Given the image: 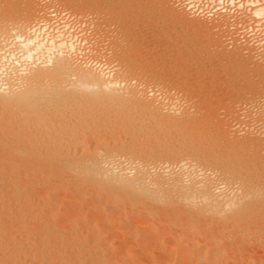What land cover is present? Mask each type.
<instances>
[{"label": "bare ground", "instance_id": "6f19581e", "mask_svg": "<svg viewBox=\"0 0 264 264\" xmlns=\"http://www.w3.org/2000/svg\"><path fill=\"white\" fill-rule=\"evenodd\" d=\"M21 7L0 21V264H264V66L215 140L161 80L115 76L69 21L35 26Z\"/></svg>", "mask_w": 264, "mask_h": 264}, {"label": "rangeland", "instance_id": "374dc122", "mask_svg": "<svg viewBox=\"0 0 264 264\" xmlns=\"http://www.w3.org/2000/svg\"><path fill=\"white\" fill-rule=\"evenodd\" d=\"M6 1L0 0V4L3 3L2 5H0V10L4 9L3 11L5 12V13L2 12V10L0 11L2 13V15L0 14V21L3 20L1 23H5V24L10 21L12 26H14L17 23L18 18H21L23 15L22 13H24L23 8L21 6L27 7V9H28L27 11H29L31 14L30 19L32 21H34L41 14L40 12L43 11L46 13L47 9L50 7H53L55 9L58 8L59 10L57 9V11H61V12L65 13L61 17L63 20H70L74 23L76 22L74 24L76 26V30H75L76 32L79 30L78 32L81 33L85 30L83 32L84 34L83 33H81V35L79 34L80 35L79 38L85 40V43H84L85 45L84 44H82V45H83V48L85 47L84 49H85L86 56H87L88 51L91 50L88 53L89 58L92 56L90 59H96L97 58V59L103 60L107 63L108 59L110 58L108 63L111 62L109 64L110 65L112 64L111 66H113V68H114V71H113L114 75L118 76V77L124 76L123 77L124 79H127V80L130 79L131 81H134L133 84H138L139 85L138 87L141 86L140 87L141 89H143V86H145V85L147 87L149 86L148 88L150 89V83H151V86H155L161 80V82H159V85L162 84L161 86L163 89H165L167 91L172 90L171 92L173 93V95H174V93H175V95L177 94L179 96L178 97L179 99L183 98V96H184L185 99L183 98L180 100V101L183 100L181 102L182 104L180 107L183 108L184 105L186 104V106L190 110L193 107L195 108V111L198 109L195 112L193 110L194 109L193 108L191 110V113L189 112L191 115L193 114L194 117H196V115H194V114H197V116L201 115V116L196 117V121H193L192 123L194 124V123H197V121H198V123L202 124L206 120V122H204V123H206L205 125L209 128V130L207 129L208 130L207 133L210 134V137H213L217 133L218 136L215 135L214 138L216 136L218 138L220 136V134H222V132H225V131L227 132V130L229 131L228 134L231 136L232 133L229 130V127H227L228 125H226V124H228V121L230 122V124H231V122H232V124L236 122L235 120L230 119L234 115L233 114L235 112L234 109H236L238 107L239 103H242L245 106L248 105V99L251 97V95L257 96V94H259V93H257V91L255 92V90L257 88L260 90V88L262 87L261 88L262 90H260V91L264 90V87L263 86L260 87V85H259L260 81H258V80H260V79L258 78V74H257L258 69L254 68V67H256L255 65H257V67H259V65L261 66V64H262V66H264V63H262V61L260 60L261 57L264 56V54H263L264 53V46H263L264 43L261 44L262 42L258 41L257 44H253V42H245V44H244V42H241L236 37H233L232 33L229 32L228 23L226 24L223 22V21H225V19L211 20V19H206L203 17L191 16L188 13L186 15V12L184 11V9L180 5H177L175 3V0H39L37 2H36V0L35 1L34 0L33 1L32 0H20V1L19 0H11L12 2L10 0H6ZM43 1L44 2L47 1V2L44 3ZM61 1H62V3H61ZM241 1L245 2L247 0H241ZM254 1H256V0H254ZM257 1H259L261 4H264L263 0H257ZM5 2L6 3L9 2V3L6 4ZM14 2L16 4H14ZM20 2H21V5H20ZM7 6H9V7H7ZM19 6L21 7V10H20ZM28 6H30V7H28ZM241 7H243V8L240 9V11L241 10H244V11L247 10L246 13H248V17H250V19H252L255 22L256 17L252 16L250 11L248 10L252 6L249 4L246 5V3H243V6H241ZM8 8H9V11H8L9 13L7 12ZM39 8H40V10H39ZM17 9H19V11ZM31 9L34 12H32ZM36 11H37V13H36ZM43 12H42V14H45ZM81 13L82 14L84 13V14L82 15ZM176 13L184 14L186 16V20H183V21L175 20L174 14H176ZM32 14H33V16H32ZM6 15H8V17ZM73 16H74V18H73ZM4 17H6L7 19H5ZM4 19L8 20V22L7 21L5 22ZM30 19H29V21H31ZM92 20H94V21H92ZM257 20H258L257 22H259V23H257L258 27L260 28L259 35H261L260 37L264 39V18H262V19L257 18ZM32 21L30 22V24L32 23ZM89 21L90 22L92 21V22L90 23ZM217 21H218V23H217ZM79 22H80V24H79ZM86 22H87V24H86ZM197 22L200 24H198ZM204 23H206V24H204ZM92 24H94L96 26H94ZM198 25H200V26H198ZM203 25H207L208 27L209 26L212 27L211 32H208L210 34H207V32L205 33ZM214 25H215L216 29L215 28L213 29ZM216 25H217V27H216ZM219 25H220V27H218ZM89 29H90L91 33L88 32ZM96 31H97V33H96ZM204 33H205V36H204ZM91 34H93V35H91ZM83 35L86 36V39ZM91 36L93 39L91 38ZM218 36H220V37H218ZM217 37H218V39H220V43L219 42L216 43L214 41V40H216ZM94 38H95V40H94ZM212 39H214L213 41L215 43H213ZM221 40L223 43L221 42ZM208 41H210V42H208ZM228 41H230V42H228ZM238 42H240V43H238ZM241 43H243L244 45L241 46L242 45ZM87 44H92V45H90L91 46L90 47ZM97 44H99V45H97ZM94 45H96V46H94ZM249 46H251V47L248 48ZM241 47L242 48L247 47L250 51L252 49H253L252 51H254L255 49H258V50L262 49L260 51L261 52L260 55L262 54L263 56L255 57L256 59L253 57L248 58L246 56L247 54H244L246 52H244V50ZM86 49H87V52H86ZM240 51L241 52L243 51V52L241 53ZM104 52L107 54H105ZM92 53H95V54L91 55ZM100 53H102V54H100ZM238 53L245 55V57H244L245 62L240 59L241 57L238 56V55H240ZM233 54H235L236 56ZM106 55H109V56L106 57ZM99 56H100V58H99ZM237 56H238V58H236ZM237 59H239V60L237 61ZM246 59H248V60L250 59V60L246 61ZM252 59H253V61H252ZM114 61H115V63H114ZM240 61H242V62H240ZM234 62H236V63H234ZM259 62H260V64H258ZM240 63L241 64L243 63V64L240 66ZM237 68H239L240 70ZM123 69H124V72L127 74H125L123 72ZM255 69H256V71L252 72ZM263 70H264V68H263ZM119 71H121L122 73ZM116 72H118V73H116ZM255 72H256L257 76H255ZM131 73H132V75H131ZM238 75L241 77H239ZM156 76H157V78H156ZM253 77L254 78L256 77V78L254 79ZM136 78L137 79L139 78V79L136 80ZM146 80H147V82H146ZM153 80L154 81L158 80L157 82L155 81L157 84H155V82ZM151 81L154 83H152ZM139 82H141V83H139ZM143 82H145V83H143ZM147 83H149V84H147ZM181 85H182V87H181ZM251 85L255 87L254 88L255 90L252 89L253 87L251 88ZM146 86L144 87L145 91L149 90ZM186 87L188 89H186ZM249 88L252 90H250ZM188 90H190L191 93H189ZM181 91H183V92H181ZM247 91H248V96L250 95L249 97H247V95H246ZM249 91H254V92H252L250 94ZM256 96H254V97H256ZM254 97H251V98H254ZM239 100H240V102H239ZM242 100H245V101H242ZM246 101H247V103H246ZM187 103H189V104L187 105ZM194 104H196V105L194 106ZM186 106L184 107L185 111L187 110ZM190 106H192V107H190ZM189 109H188V111H190ZM192 111H194L195 113ZM229 111H231V112H229ZM197 112H199V114ZM193 116H192V118H193ZM200 118H202L203 120ZM197 119H199V120H197ZM221 119H223V120H221ZM192 120H195V119L193 118ZM200 120H201V122H200ZM207 120H208V122H207ZM219 122L222 123L223 125L220 124ZM208 123H210V124L215 123V124L214 125L213 124L208 125ZM217 124L221 125V126L220 125L219 126L221 127L222 130L220 129V127L216 126L219 129L217 128L218 132H214L216 127L214 128L213 126H215ZM209 126H212L213 129H211V127H209ZM223 126L226 130L224 128H222ZM235 127H237V128H234V129L237 130L239 127L238 124H236ZM210 130H211V132H210ZM223 130H225V131H223ZM212 132H214L215 134ZM211 134H213V135H211ZM252 137H255V136H252ZM217 138H215V140ZM223 144L224 143L222 141V143L219 146H223Z\"/></svg>", "mask_w": 264, "mask_h": 264}, {"label": "built area", "instance_id": "2783aa9c", "mask_svg": "<svg viewBox=\"0 0 264 264\" xmlns=\"http://www.w3.org/2000/svg\"><path fill=\"white\" fill-rule=\"evenodd\" d=\"M233 1V4H230L229 0H175V3L180 5L184 11L191 16L203 17L211 20L225 19L228 23L229 32L242 42H253V44H257L258 41H261V44H263L264 39L260 37L261 35H259L260 28L257 24L259 23L257 22V18H255L256 21L254 22L248 17V13H246L247 10L240 11V9L243 7L238 8L237 3H243V1ZM64 14V12L57 11V9L50 7L47 9L44 15L40 14L35 19V26H41V24L44 22L49 23V26H53L56 24H61L64 21H69V23L73 26L72 33L77 36V39H81L79 38V32L75 31L76 26L73 24V22L70 20H63L61 18ZM80 47L82 48L81 51L83 52V55L86 57L83 45H80ZM90 60H97L102 63L105 62L100 59Z\"/></svg>", "mask_w": 264, "mask_h": 264}]
</instances>
